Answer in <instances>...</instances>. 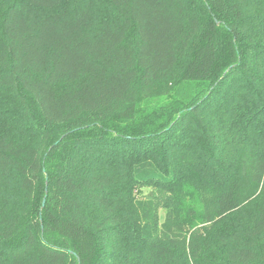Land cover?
<instances>
[{
  "label": "trees",
  "instance_id": "obj_1",
  "mask_svg": "<svg viewBox=\"0 0 264 264\" xmlns=\"http://www.w3.org/2000/svg\"><path fill=\"white\" fill-rule=\"evenodd\" d=\"M0 264H264V0H0Z\"/></svg>",
  "mask_w": 264,
  "mask_h": 264
},
{
  "label": "rangeland",
  "instance_id": "obj_2",
  "mask_svg": "<svg viewBox=\"0 0 264 264\" xmlns=\"http://www.w3.org/2000/svg\"><path fill=\"white\" fill-rule=\"evenodd\" d=\"M148 186H146V187H141V190H140V193L141 194H143V195H145L147 192H148ZM159 210H160V208H159ZM160 215H161V217H162V213H160Z\"/></svg>",
  "mask_w": 264,
  "mask_h": 264
},
{
  "label": "water",
  "instance_id": "obj_3",
  "mask_svg": "<svg viewBox=\"0 0 264 264\" xmlns=\"http://www.w3.org/2000/svg\"><path fill=\"white\" fill-rule=\"evenodd\" d=\"M42 204H44V198H43V200H42Z\"/></svg>",
  "mask_w": 264,
  "mask_h": 264
}]
</instances>
